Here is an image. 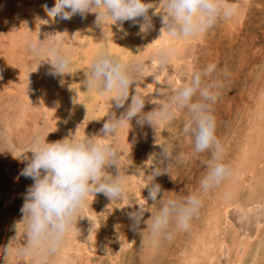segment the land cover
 <instances>
[{"label":"rangeland","instance_id":"obj_1","mask_svg":"<svg viewBox=\"0 0 264 264\" xmlns=\"http://www.w3.org/2000/svg\"><path fill=\"white\" fill-rule=\"evenodd\" d=\"M145 1L146 3H152L153 9L156 5L155 3H157V0H145ZM55 2L56 0H0V152L5 150L3 153H0V234H1L0 239H2L0 241V248H1L0 264H5V263L7 264V261L8 262L10 261L8 264H33V263L53 264L54 260L59 258V254L57 252L54 255L36 254L30 256V259H28V257L16 255L17 259L15 261L9 260L10 259L9 251L11 249V246H15V249H17L23 247L26 241L25 221H23V214L20 211V209L24 203V196L26 194V190L29 187V185L33 183V180L31 178H26L24 176L19 175L21 169L25 167V161L20 160V158L22 159V157H17L18 159L17 158L13 159L10 153L6 149L9 146L14 145L18 151L25 152L29 150L32 141L31 139H33L32 137L34 136L36 137L44 134L42 136L46 137V140L48 142H54L56 140L67 137V135L69 136V134H73L78 138H86L87 135L91 136L94 135L95 133L97 134L99 129L102 128V124H104V122L107 120V117L97 114L98 111H100L99 108L100 105L98 106V108L96 107L93 109L95 113L90 111L85 112V110L80 109L79 112L80 115H78V107H77L79 103L77 97L79 96V94L86 96L85 94L88 93L87 91L88 89L84 87V80H83L85 79V75H83L84 74L83 64L86 63L85 61L87 60L86 57L81 53H83L85 48L87 49L88 46L87 43L92 42L94 38H99L100 44L102 45H99L98 53L99 52L102 53L104 50H106L105 48L106 38L107 39L110 38L111 36L110 32L114 28L113 31L121 34L120 38L117 37L118 40L115 41L116 43H118V46L120 45L119 48L122 49L124 55L131 56V58L129 57L130 58L129 61H135L136 57L138 59L139 58L142 59L141 56H138L142 48V47L140 48L139 46L140 42L135 44L137 41H140L139 36H137L139 35L140 32L139 22L136 23L135 25L133 24L132 21H125L123 22L122 25H120L119 22H117V24L111 25L112 22L110 21L103 26L105 28L104 29L101 26H98L96 23H94L96 21V14L88 13V15L86 14L84 17H82L80 14H76V16L74 15L71 19L67 21V24L65 25L63 24L66 23L65 21L62 22V20L53 16V19L51 20L52 22L49 21L50 19H48L47 21H41L40 27L36 28L35 18L37 16L43 18V17H47L48 15L45 12L44 7L42 6L47 5L48 7H51V5ZM236 2H237L238 10L241 11L239 16H237L236 18V12H235V14L229 20L220 19L218 20V22L214 27L209 29L207 32L201 34V39L196 41V43L192 41L183 44L181 50L182 55L180 56L179 62L177 64L171 61L166 68L161 69L159 64L155 63L156 61L154 59L156 52L160 47H158V49H152L148 54H146V58L142 59L145 62L144 74L146 75V70L149 71L148 69H151L150 71H153L154 73L161 75L164 78V80L168 81V85L169 86L172 85L171 89L179 87L180 85L185 83L193 71L202 70L208 64L216 65V71L212 74V78H215L221 82V87L219 89V97L213 106V113L216 118V135L221 140L224 147V161L228 163L231 167H234V164L238 158L239 155L238 153H240L238 151L242 150V145H241L242 143L240 142L242 141V137H243L242 135L244 133L243 131L248 125V119H249V117L246 115L250 109H254V102H255L254 99L255 97L258 96L257 94H259L260 91H262V88H264V0H244V1L236 0ZM246 6L249 9L246 8ZM153 9H150L149 13H151L152 12L151 10ZM156 13L157 14L155 15V20L158 22V24H160L162 23L161 21L162 17L160 15L161 12H156ZM245 15L247 17H245ZM234 18L236 21L234 20ZM89 20L91 21V23L89 22ZM140 22H142V20H140ZM53 24L54 25L57 24V26L53 28L54 27ZM79 24L81 25V27L82 26L84 27L81 28ZM61 25H64L63 26L64 28ZM119 25L121 26V28L124 29V32L126 31L128 33L127 36L124 35V32L123 30H121V28H118L120 27ZM94 26L96 28L98 27L99 29L98 28L96 29ZM71 27L73 28V31L71 30L72 29ZM100 27L102 28V30ZM106 27L110 29L108 30V28ZM52 28L55 30H53ZM94 28L95 30H93ZM228 28L230 29V31L227 30ZM57 30L59 33L60 32L61 33L57 34L58 33L56 32ZM98 30L100 32L103 31L101 32L102 34L99 33ZM82 31L84 32V34L82 35L83 38L80 37ZM49 32L50 35H52L51 33L53 32L56 33V35L58 36L59 35L63 36V37L61 36L56 37L54 36L55 35L54 34L51 37H53L54 40L56 38L61 37V40L57 39L60 42L61 49L64 52L66 51L65 53H67L72 57L74 64L73 65L74 68L72 67V71L68 74H65L64 75L65 77L64 76L62 78L59 76L49 77V78H54L53 81L49 79L50 81H52V83L49 82L47 75L49 73L47 70L50 71V65L47 63V54L44 52H40V53L34 52L28 47L29 42L32 40L34 36L39 35L41 39H44L45 36L49 34ZM93 32L96 34V36L94 35ZM72 38L74 39L72 40ZM79 38H81L82 40H79ZM126 39H129L130 41L132 39L133 42L131 46L126 45L125 42ZM119 40L120 42H118ZM64 47H66V49ZM97 54L94 57H91L92 61L97 56ZM133 56L136 57L133 58ZM76 60L77 62L79 61L80 63H82V65L80 63L77 64L75 62ZM170 64H172L171 67ZM90 65L91 62L88 64L87 67L89 68ZM46 66H47V70H46ZM37 70H39L38 73ZM45 75L47 78L45 77ZM61 79L63 80L62 84L60 82ZM142 81L143 80L141 78V81L136 86H137V90L139 92H142V94L144 95V92L141 87ZM133 88H135V85L133 86ZM38 91L39 93H41L42 91L43 92L39 94ZM52 91L53 93H51ZM74 99L76 100V102ZM74 102H75V107L73 106ZM109 103H113V102L109 100ZM125 106H127V104H125ZM42 109L44 110L42 111ZM49 109H52V111ZM28 111H30L32 115ZM123 111L124 108L116 109L117 115H119ZM91 116H93V118H91ZM186 116H187L186 112L178 111L176 117L172 121L165 122L166 124H164L163 126L162 124H160V126L156 129V131L148 124H145L146 130L148 132V140L144 141L143 135L141 134L140 139L137 141L140 142L138 143L139 146L146 145L150 149H156L158 153L161 151L159 146L160 143L168 144L172 149L174 162L172 166L169 168L168 173H163L155 177L153 181L154 183H158L161 185L162 193L160 194V196H162L163 192H165V198L169 196L182 197L191 194L192 192L199 191V181L206 171L203 161L208 158L209 154L202 153L196 157H193L191 155L192 146H191L190 138L182 133V126L184 120L186 119ZM103 118L106 120L104 121ZM87 119L89 122L87 121ZM22 120L24 122H22ZM99 123L100 125H98ZM17 124L19 126L16 127L13 126ZM21 124H24L25 128H22L24 127V125L22 126ZM34 124L37 126L35 127ZM71 125L73 127H71ZM16 129L18 131H16ZM20 129L23 131L19 132ZM139 129L142 130L141 127ZM6 131H9L8 134H6L7 133ZM27 131L28 133H26ZM30 131H32L31 134L32 137H30L31 135L30 136L28 135L31 133ZM149 132L151 133V135L149 134ZM18 133L20 134L25 133L27 135L25 134L24 136L18 135ZM8 136L11 137L12 140ZM23 137L24 139H22ZM26 138L28 139L26 140ZM118 141L119 138L118 136H116L112 139L111 143L117 144ZM26 155L29 158H31L32 153L29 151L28 153H26ZM177 156H183L184 158L179 161H176L175 157ZM233 158L235 159V162ZM229 159L232 162H230ZM137 163L141 164L142 166ZM133 164H130L131 166L130 165L129 166L131 168L128 167L127 169L128 184L130 183L131 180L134 179L135 181L138 177V179L135 181L137 190L135 189L132 191L130 189H127L126 197L111 201L103 193H98L97 196L99 197V200L100 198H102L98 205L99 207L93 206V204H91L88 205L87 208L83 207L81 209L82 211L80 213V217L78 218V220L80 219L79 221H81L80 223L81 226L85 227L86 231L88 232L87 237L85 238L86 241L83 240L82 246L85 245V247L90 251H92V253L83 254L82 257L81 253L79 254L76 251L74 252L72 249L71 253L75 255H72L73 260L71 258L70 259L67 258L68 263L109 264L110 262V264H117V263L118 264H143V263L144 264H154V263L183 264L184 262L183 258L185 255L183 251L192 245L191 242L192 240L189 239L194 240L193 236H195L196 234L197 227L199 226L200 228L204 225L205 223L204 219L210 213L208 212V210L210 211V208L213 206L214 203L213 201H215L218 198L219 194L222 192L221 190L224 188L222 186L223 182L217 188L210 190L207 194L203 196L202 207L200 208L199 213L196 216H194L193 219L191 220L190 222L191 227H189L190 230L189 228L187 231L174 229L170 235V238L164 239L163 241L164 244L162 242L163 244L162 250L161 252L156 254V257L158 256L159 257L155 258L154 256L153 261L151 260L152 262L150 261L148 262V260H146V257L144 256L145 254H143L144 252H140V250L142 249L143 251L144 250L143 247H145V238L147 237L146 236L147 229L145 228L146 225L141 223V225L137 230H133L131 227L133 222L128 218L127 212L135 210V208L138 207L137 204L143 205L145 209L149 212L152 211L155 207H157L156 205H153L154 203L153 201L148 199L149 190L147 187H145V185H147L150 182L148 174L151 173L152 169L149 168L151 165L148 166L147 164L141 161L135 162L136 165ZM152 164H154V161ZM111 170L113 171V173L115 172L114 167L111 168ZM142 172L144 174H142ZM228 179L229 178H227L224 181V184L227 182ZM142 180L143 182L147 181V184L143 183ZM139 182L140 183L142 182L141 185ZM134 192L136 193L134 194ZM243 192L244 193L241 194L242 196L241 199L246 198L248 195L246 190H244ZM211 197L214 199H212ZM158 198L160 197L158 196ZM256 204H255L256 206L255 205L252 206L251 208L252 210L248 209L249 215L251 214V212H253L251 216L247 214L248 211L244 212L236 208H233L231 210V213L229 214L230 215L229 218H231L234 227L235 228L238 227L237 229L239 231L237 229L236 230L242 238L245 236H250L255 240V236L257 235V232L260 229L258 227L264 228V209L263 208H261V210L259 209L260 208L259 205H261V207H263L264 205L263 203L261 204V202H258ZM119 208H121L122 210ZM97 209H99L100 211ZM92 210L95 211L93 212ZM147 211H145V215H144V220H146V222L147 219L150 217V213ZM8 213H10L12 217H15V220L6 217V214ZM91 213H95L96 218L98 217L97 219L99 221L97 219H96L97 221H95L92 218ZM257 216H259V218ZM115 217L119 218L126 227L122 226L123 229L121 226L116 227V223L113 222ZM90 218H92L93 221ZM6 220L8 221V224ZM9 220L14 222L10 226H9L10 224ZM197 220H199L200 222H198ZM3 221H5V224ZM96 222H100V223H96ZM258 223L260 224L259 226H257ZM98 224L101 225L100 226L101 228L99 227ZM3 225L5 228L3 227ZM192 226H196V227L192 228ZM8 227H11V229ZM191 228L193 231L191 230ZM115 229L117 230V232ZM119 229L120 231H118ZM6 230L7 232H5ZM126 231L130 235L132 233L133 238L130 240L131 241L130 244L129 243L125 244L126 243L125 235L127 234ZM189 231L192 232L191 235H190L191 232ZM245 231L246 233H244ZM188 232L189 234L187 235ZM247 232L249 233L251 232L250 233L251 235L248 234ZM121 233L122 235L119 236ZM242 233H244V236H242ZM117 235L121 238H119ZM3 236L5 237V239ZM96 236H99V239H96L97 241L93 239ZM123 236L124 238H122ZM91 244H94L95 247L97 248L93 250L91 248ZM64 245H70L68 237H66ZM6 249L9 250L8 254L5 253ZM97 250H99V252ZM223 250L224 251H222L221 253L222 259H220V262L221 264H230L231 259L228 258L229 257L228 249L224 248ZM88 256H91L92 258ZM140 256L142 257L140 258ZM248 258L247 261L250 260V256ZM42 259H44V261Z\"/></svg>","mask_w":264,"mask_h":264},{"label":"clouds","instance_id":"obj_2","mask_svg":"<svg viewBox=\"0 0 264 264\" xmlns=\"http://www.w3.org/2000/svg\"><path fill=\"white\" fill-rule=\"evenodd\" d=\"M157 2L163 9L160 13L163 25L161 35L167 31L174 41L195 38L214 27L218 20L230 19L237 11L233 0ZM43 7L48 15L35 18L36 28L40 27L41 21H47L52 16L69 20L76 14L84 17L88 13H95V23L102 28L110 21L114 22L111 25L117 22L122 25L125 21H132L135 25L142 20L139 30L146 33L153 28L152 16L156 14V11L149 14L153 6L145 0H56L51 7ZM124 35L128 33L125 31ZM28 47L34 52L47 54L49 75L62 78L72 71V57L62 51L60 42L50 34L44 39L39 35L34 36ZM175 53V44L170 41L157 50L154 59L164 69ZM144 71L145 62L142 59L129 61L113 53L111 48L104 50L84 71V87L109 98L113 102L112 107L124 108V111L119 115L116 111L108 113L100 132L87 135L86 138L70 134L48 142L46 137L36 136L25 152L18 151L15 146L6 149L13 159L22 157L25 161V167L19 175L33 180L20 209L25 221L26 241L23 247L15 249V255L30 257L56 254L76 227L81 209L89 197L98 193H103L110 201L126 197L128 165L121 158L120 147L106 141L117 136L122 128L131 125L133 118L141 127L148 124L156 131L161 123L172 121L178 111H184L187 116L182 133L190 138L191 155L209 154L203 161L206 171L199 181V191L167 198L165 192L160 196L161 185L153 181L155 177L168 173L174 162L172 149L168 144H159L161 151L150 155L149 159L154 158V164L148 174L150 182L145 187L149 190L148 199L157 207L149 212L143 205H138L135 210L127 212L133 222V230H137L141 223L146 225L149 244L155 245L160 239L170 238L174 229L187 230L202 207L203 196L233 175L231 166L224 161L223 144L216 135L213 106L221 87V82L212 78L216 65L208 64L202 70L193 71L185 83L164 94L163 102L156 103L148 101L147 96L137 90V86L133 88L140 82ZM154 77L157 78L156 75ZM60 82L62 84L63 80ZM147 102L156 107L144 112ZM29 151L32 153L31 158L26 155ZM183 158L177 156L175 160ZM113 167L114 174L108 171ZM145 211L150 213L147 222L144 220Z\"/></svg>","mask_w":264,"mask_h":264},{"label":"bare ground","instance_id":"obj_3","mask_svg":"<svg viewBox=\"0 0 264 264\" xmlns=\"http://www.w3.org/2000/svg\"><path fill=\"white\" fill-rule=\"evenodd\" d=\"M244 1V0H243ZM49 2V1H48ZM146 2V1H145ZM234 2V5L237 9L236 11V18L237 16H239L240 14V10H238V6H237V2L236 0H233ZM155 7L153 10H151L152 12L149 13L150 15H152L153 12H161L163 11L162 7L160 6V4L157 2L155 3ZM242 5V4H241ZM250 5V4H249ZM244 6V5H243ZM43 7V6H42ZM246 8H248L246 6ZM249 9V8H248ZM93 14V13H92ZM91 14V15H92ZM157 14V13H156ZM155 14V15H156ZM88 15V14H87ZM90 15V16H91ZM155 15L152 16V23H153V28L150 29L148 32L146 33H141L139 32V40L140 41H137L135 44H137L138 42L139 43V46L141 48L140 50V54L138 56H141V58H146V54H148L152 49H158V47H161L167 43H169L170 41H172L174 44H175V47H176V53L172 59V62L173 63H178L179 62V58L180 56L182 55V47H183V44L185 43H188V42H195L200 40L201 39V35L195 37V38H189V39H184V40H179V41H174L172 37H170L167 33V31H164L163 34L161 35V31L160 29L162 28V23L158 24V22L155 20ZM76 16V15H75ZM17 17V16H16ZM80 17V16H79ZM94 17V16H92ZM235 17V16H234ZM245 17H247L245 15ZM86 18V17H85ZM53 19V16L51 17V19L49 21H51ZM80 19V18H79ZM160 19V18H159ZM162 19V18H161ZM233 19V18H232ZM56 20V19H55ZM54 20V21H55ZM75 20V19H74ZM88 20V19H87ZM95 20V19H94ZM229 20V19H228ZM235 20V18H234ZM66 22V23H63L64 25L67 24V21L68 20H62V22ZM79 21V20H78ZM162 21V20H161ZM233 21V20H231ZM236 21V20H235ZM234 21V22H235ZM52 22V21H51ZM60 22V21H59ZM89 22L91 23V21L89 20ZM140 22V21H139ZM243 22V21H242ZM56 23V22H55ZM76 23V22H75ZM79 23V22H78ZM95 23V22H94ZM113 23V22H112ZM228 23V22H227ZM73 24V23H72ZM81 24V23H80ZM79 24V25H80ZM229 24V23H228ZM64 25H61L62 27ZM69 25V24H68ZM53 28H55V26H57V24H53ZM89 26V24H88ZM96 26V25H95ZM94 26V27H95ZM120 26V25H119ZM240 26V25H238ZM81 27V25H80ZM84 27V26H82ZM81 27V28H82ZM91 27V26H90ZM228 27V26H227ZM52 28V29H53ZM64 28V27H63ZM68 28V27H67ZM72 28V27H71ZM92 28V27H91ZM96 28V27H95ZM95 28L93 30H95ZM98 28V27H97ZM96 28V29H97ZM101 28V27H100ZM104 28V27H103ZM108 28V27H106ZM113 28V27H112ZM118 28H121L118 27ZM132 28V27H131ZM240 28V27H239ZM238 28V29H239ZM61 29V28H60ZM59 29V30H60ZM66 29V28H65ZM70 29V27H69ZM78 29V28H76ZM75 29V30H76ZM87 29V28H86ZM99 29V28H98ZM105 29V28H104ZM110 28H108L109 30ZM114 29V28H113ZM112 31L110 32V38L107 39L106 38V42H105V39H104V42H105V48L108 49V48H111L112 52L115 53L116 55L120 56V57H123V58H126V59H130L131 56H126L123 54L122 52V49L119 48L118 46V43H116L115 40H118V38H120L121 34H119L118 32H115V31ZM123 29V28H122ZM138 29V27H137ZM55 30V29H53ZM73 31V28L71 29ZM81 30V29H80ZM79 30V32H80ZM102 30V28H101ZM133 30V29H132ZM228 31H230V29L228 28L227 29ZM232 30V29H231ZM62 31V30H61ZM65 31V30H64ZM92 31V30H91ZM99 31V30H98ZM139 31V30H138ZM233 31V30H232ZM58 32V30L56 31ZM68 32V31H67ZM103 32V31H101ZM99 31V33H101ZM123 32H124V29H123ZM133 32V31H132ZM61 33V32H60ZM59 32L57 34H60ZM77 33V32H76ZM94 33V32H93ZM96 33V31H95ZM94 33V35L96 36V34ZM50 34V32H49ZM52 35L54 36H58L56 35V33H51ZM84 34V32L82 31L81 34H80V37H82V35ZM102 34V33H101ZM134 34V33H133ZM230 34V32H229ZM228 34V35H229ZM51 35V36H52ZM75 35V33H74ZM86 35V34H85ZM93 35V34H91ZM130 35V34H129ZM132 35V34H131ZM161 35V36H160ZM227 35V34H226ZM234 35V34H233ZM23 36V35H22ZM61 36V35H59ZM58 36V37H59ZM47 37V36H45ZM63 37V36H61ZM61 37L60 38H56L55 40L57 39H60L61 40ZM118 37V38H117ZM234 37V36H233ZM53 38V37H52ZM69 38V37H68ZM83 38V37H82ZM93 38V37H92ZM134 38V37H133ZM132 38V39H133ZM137 38V37H136ZM54 39V38H53ZM74 38H72L73 40ZM76 39V38H75ZM102 39V38H101ZM132 39L131 41L129 39H126V45L128 46H131L132 44ZM234 39V38H233ZM232 39V40H233ZM63 40V38H62ZM79 40H82L81 38H79ZM121 40V39H120ZM120 40L118 42H120ZM102 41V40H101ZM78 42V41H77ZM75 43V42H74ZM80 43V42H79ZM63 44V43H61ZM71 44V43H70ZM73 44V43H72ZM121 44V43H120ZM65 45V44H64ZM87 49L85 48L83 54L85 57H86V60L85 61L86 63L83 64V71L87 70L88 69V64L90 62H92V59L91 57H94L98 51H99V45H102L100 44V40L99 38H94V40L92 42H89L87 43ZM125 45V46H126ZM66 46V45H65ZM71 46V45H69ZM85 47V46H84ZM103 47H104V44H103ZM66 49V47H64ZM129 48V47H128ZM64 50V49H63ZM126 51V50H125ZM134 51V50H133ZM66 52V51H65ZM256 52V51H255ZM72 54V53H71ZM100 54V52L98 53ZM97 54V55H98ZM129 54V53H128ZM131 54V53H130ZM134 55V54H132ZM236 55V54H235ZM5 56V55H4ZM80 56V55H79ZM130 57V58H129ZM136 57V56H133V58ZM80 58V57H79ZM76 59V58H75ZM82 59H83V56H82ZM138 58L136 57L135 60H137ZM140 59V58H139ZM85 60V59H84ZM77 64L80 63L79 61L77 62V60L75 61ZM155 62V61H154ZM156 63V62H155ZM21 64V63H20ZM82 65V63H80ZM243 64V63H242ZM74 65V64H73ZM80 65V66H81ZM172 64H170V67H171ZM79 66V65H78ZM150 66V65H148ZM153 67V65H152ZM151 67V68H152ZM74 68V67H73ZM80 68V67H79ZM155 69V68H154ZM45 70V68H44ZM46 70H47V66H46ZM149 71L146 70V75L143 74V77H142V90L144 92V95L147 96V100L148 101H151L153 100L154 103L156 102H163L162 101V98H163V95L168 93L170 90H171V86L170 85V90H169V87H167L168 85V81L164 80V78L161 76V75H157L156 73H154L153 71H150L151 69H148ZM153 70V69H152ZM39 70H37V73H38ZM49 72V70H47ZM46 71V72H47ZM261 71V70H260ZM45 72V73H46ZM83 74V73H82ZM164 74V73H163ZM48 75V80H52L54 78H49L51 77V75L47 74ZM84 75V74H83ZM154 75L157 76V78L155 79ZM183 75V74H182ZM46 77V75H45ZM53 77V76H52ZM65 77V76H64ZM82 77V76H81ZM47 78V77H46ZM83 78V77H82ZM176 79V77H175ZM45 80V79H44ZM52 83V81H50ZM58 80V79H56ZM84 80V79H83ZM47 81V80H46ZM141 81V80H140ZM170 81V80H169ZM179 81V80H178ZM48 82V81H47ZM65 82V81H64ZM250 82V81H249ZM260 82V81H259ZM75 83V82H74ZM50 84V83H49ZM48 84V85H49ZM77 84V83H76ZM139 84V83H138ZM167 84V85H166ZM178 84V83H176ZM262 84V83H261ZM180 85V84H179ZM46 86V85H45ZM74 86V85H73ZM78 86V85H77ZM176 86V85H175ZM136 87V85H135ZM39 88V87H38ZM51 88V87H50ZM37 89V88H36ZM49 89V88H48ZM83 89V87H82ZM50 91V90H49ZM88 93L85 94L86 96H83V95H80L77 97L78 99V115L79 112H80V109H83L86 111H90V112H94V108H98V106L100 105V111H98L97 114L99 115H102V116H105L108 118V113H111L112 111H116V108L113 106H111V103H109V98L107 97H104L102 95H100L97 91L95 90H87ZM260 91V90H259ZM25 92V91H24ZM43 92V91H42ZM41 92V93H42ZM47 92V91H46ZM60 92V91H59ZM39 93V91H38ZM39 93V94H41ZM53 93V91L51 92ZM142 93V92H140ZM259 93V92H258ZM252 94V93H251ZM254 95V94H253ZM258 96L255 97L254 99V109H250L247 113L246 116L249 117L248 119V125L246 126V128L244 129V133H243V137H242V141L240 143H242V150L241 151H238L240 153H238V158L235 162V159L233 158L235 164H234V167H231L232 170H233V175L231 177H229V179L227 180V182L224 184H222V187L223 189L221 190L222 192L219 194L218 198L213 201V206L210 208V211L208 210V212H210L208 214L207 217H205V223L202 227L199 228V226L197 227L196 229V234L195 236H193L194 240L193 239H189V240H192V245L185 249L183 251V253L185 254L184 255V262L183 264H221L220 262V259H222L221 257V253L222 251H224L223 249L227 248L228 249V254H229V257L231 259V263L230 264H264V228H261V227H258L260 228L257 232V235L255 236V240L254 238L250 237V236H245V237H241L239 235V233L237 232V228L234 227L232 221H231V218H229V214L231 213V210L233 208H236L238 210H241V211H248V209L252 210V206L255 205L256 203L258 202H261V204L263 203L264 205V88H262V91H260L259 94H257ZM22 96V95H21ZM25 97V96H24ZM61 97V96H60ZM27 98V97H26ZM76 99V98H75ZM74 99V100H75ZM76 99V100H77ZM75 100V102H76ZM45 101V100H44ZM69 102V101H68ZM75 102H74V107H75ZM246 102V101H245ZM240 103V102H239ZM46 104V103H45ZM30 105V104H29ZM47 106V105H46ZM49 107V106H48ZM112 107V108H111ZM127 106H125L126 108ZM156 107L155 104L151 103V102H147L145 104V107L143 109L144 112H148V111H151L153 110L154 108ZM44 109H42L43 111ZM52 111V109H49ZM121 111V110H120ZM30 113V111H28ZM64 112V111H63ZM118 112V111H117ZM21 113V112H20ZM75 113V112H74ZM95 113V112H94ZM31 114V113H30ZM29 114V115H30ZM32 115V114H31ZM187 115V114H186ZM22 116V115H21ZM82 116V115H81ZM95 116V115H94ZM251 116V117H250ZM20 117V116H19ZM74 117V116H72ZM76 117V116H75ZM32 118V116H31ZM91 118H93V116H91ZM100 118V117H99ZM38 119V118H37ZM45 119V118H44ZM72 119V118H71ZM104 119V118H103ZM33 120V119H32ZM80 120V119H79ZM78 120V121H79ZM94 120V119H93ZM97 120V119H96ZM106 119H104L105 121ZM7 121V120H6ZM45 121V120H44ZM43 121V122H44ZM61 121V120H60ZM77 121V119H76ZM88 121V119H87ZM98 121V120H97ZM96 121V122H97ZM16 122V121H15ZM22 122H24L22 120ZM89 122V121H88ZM13 123V122H12ZM16 124V123H14ZM97 124V123H96ZM162 126L164 124H166L165 122L161 123ZM9 125H10V122H9ZM22 126L24 124H21ZM32 125V124H31ZM35 125V124H34ZM40 125V124H39ZM57 125V124H55ZM83 125V124H82ZM100 125V123L98 124ZM13 126H19L18 124L17 125H13ZM12 126V127H13ZM29 126V125H28ZM37 125H35L36 127ZM85 126V125H84ZM103 126V124H102ZM15 127H14V130H15ZM50 127V126H49ZM71 127H73L71 125ZM83 127V126H82ZM141 126L138 125L136 123V118H133L132 121H131V125H127L126 127L122 128L119 133H118V138H119V141L117 142V145L120 147L121 149V158L123 160V162L128 165V167H130L131 165L130 164H135V162H138V161H141L145 164H147L148 166H150L149 168L152 169V163L154 161V158H150V155L153 154V153H156L157 150L156 149H150L148 146L146 145H141L139 146L138 143L140 142H137L139 139H140V135L142 134L143 135V140L144 141H147L148 140V132L146 130V125L144 124L141 128L142 130H140ZM11 128V127H10ZM22 128H25V125L24 127ZM38 128V127H37ZM5 129V128H4ZM12 129V128H11ZM10 129V130H11ZM19 129V128H18ZM62 129V128H61ZM64 129V128H63ZM73 129V128H72ZM83 129V128H82ZM130 129V130H129ZM25 130V129H24ZM30 130V129H28ZM48 130V129H47ZM55 130V129H54ZM81 130V129H80ZM79 130V131H80ZM84 130V129H83ZM16 131H18L16 129ZM23 130H19V132H21ZM128 131H129V134H128ZM152 131V130H151ZM8 134L9 131H6ZM13 132V131H12ZM11 132V133H12ZM31 132V133H30ZM28 134L29 136L32 134V131H30ZM39 132V130H38ZM85 132V131H83ZM87 132V131H86ZM97 132V131H96ZM100 132V129L98 131V133ZM4 133V132H2ZM28 133V131L26 132ZM35 133V132H34ZM42 133V132H40ZM66 133V132H65ZM64 133V134H65ZM80 133V132H79ZM89 133V131H88ZM97 133V134H98ZM15 134V133H14ZM25 133L23 134H20L18 133V135H23L24 136ZM69 134V133H68ZM94 134V133H93ZM96 134V133H95ZM149 134L151 135V133L149 132ZM160 134V133H159ZM5 135V134H4ZM27 135V134H25ZM35 135V134H33ZM44 135V134H42ZM41 135V136H42ZM49 135V134H48ZM70 135V134H69ZM77 135V133H76ZM83 135V133H82ZM14 136V135H13ZM17 136V135H16ZM28 136V137H29ZM68 136V135H67ZM3 137V136H2ZM9 137V136H8ZM21 137V136H20ZM32 137V135L30 136ZM29 137V138H30ZM35 137V136H34ZM32 137V138H34ZM48 137V136H47ZM52 137V136H51ZM116 137V136H115ZM142 137V136H141ZM238 137V136H237ZM5 138V137H4ZM11 139V137H9ZM65 138V137H64ZM114 137H110L108 138V140L106 142H110L112 141ZM24 139V137L22 138ZM28 138H26L27 140ZM54 139V138H52ZM230 139V138H229ZM239 139V138H238ZM12 140V139H11ZM20 140V138H19ZM32 140V139H31ZM56 140V139H54ZM142 140V139H141ZM140 140V141H141ZM13 142V141H12ZM11 143V142H10ZM239 143V142H238ZM143 144V143H141ZM147 144V142H146ZM159 144V143H158ZM161 144V143H160ZM22 145V144H21ZM155 145V144H154ZM230 145V144H229ZM240 145V146H241ZM14 146V145H13ZM25 148V147H24ZM232 148V147H231ZM229 148V149H231ZM238 148V147H237ZM23 149V148H22ZM161 150V149H160ZM228 150V149H227ZM158 153V152H157ZM228 153V152H227ZM233 153V151H232ZM235 154V153H234ZM31 156V155H30ZM227 156V155H226ZM233 156V155H231ZM236 156V155H235ZM230 157V156H229ZM18 159V158H17ZM23 159V158H22ZM20 158L21 161H24ZM230 162H232L230 159H229ZM133 164V165H134ZM139 164V163H137ZM130 165V166H129ZM132 165V166H133ZM136 165V164H135ZM141 165V164H139ZM232 165V164H231ZM138 166V165H137ZM136 166V167H137ZM142 166V165H141ZM139 167V166H138ZM131 168V167H130ZM135 168V166H134ZM147 168V167H146ZM148 168V169H149ZM149 169V170H150ZM114 170V169H113ZM187 170V169H186ZM108 171L110 173H113V171L111 170V168L108 169ZM114 174V173H113ZM142 174H144L142 172ZM130 175V174H129ZM135 175V174H134ZM133 175V176H134ZM128 176V175H127ZM132 176V175H131ZM130 177V176H129ZM134 178V177H133ZM138 179V177H137ZM136 179V180H137ZM140 179V178H139ZM130 180V179H129ZM135 180V181H136ZM26 181V180H25ZM135 181L134 179L130 181V183L128 184L127 183V189H130V190H137L136 188V184H135ZM143 182V180H142ZM141 182V183H142ZM149 182V181H148ZM9 183V182H8ZM32 183V182H31ZM140 183V182H139ZM140 183V185H141ZM143 183L147 184V181H144ZM27 185V184H26ZM30 186V185H29ZM146 186V185H145ZM9 188V187H8ZM246 190L248 195L246 198H242L241 199V194L244 193L243 191ZM11 191V190H10ZM131 191V192H132ZM9 192V191H8ZM7 192V193H8ZM10 193V192H9ZM129 193V192H128ZM136 192H134L135 194ZM138 193V192H137ZM246 193V192H245ZM11 194V193H10ZM9 194V195H10ZM246 195V194H245ZM101 197V196H100ZM139 198V197H138ZM212 198V197H211ZM8 199V198H7ZM102 198H100L101 200ZM214 199V198H212ZM100 200H99V197L97 196V194L93 197H89L88 199V202L83 206L84 208H87L88 205H91L93 204V206H98L99 203H100ZM5 201V200H4ZM12 201V200H11ZM6 202V201H5ZM15 202V201H14ZM210 202V201H209ZM21 203V202H20ZM139 204H137L138 206ZM207 205V204H206ZM212 205V204H211ZM257 205V204H256ZM255 205V206H256ZM10 206V204H9ZM92 206V207H93ZM111 206V205H110ZM113 206V205H112ZM99 207V206H98ZM260 207V208H259ZM259 209L261 210V208L264 209V206L261 207V205H259ZM254 208V207H253ZM7 209V208H6ZM95 209V208H94ZM116 209V208H115ZM132 209V208H131ZM256 209V208H255ZM5 210V208H4ZM86 210V209H84ZM99 210V209H97ZM111 210V209H110ZM206 210V209H205ZM237 210V211H238ZM14 211V210H13ZM82 211V210H81ZM93 211V210H92ZM95 211V210H94ZM93 211V212H94ZM100 211V210H99ZM256 211V210H255ZM111 212V211H110ZM117 212V211H116ZM203 212V211H202ZM207 212V211H206ZM199 213V212H198ZM109 214V212H108ZM112 214V213H110ZM239 214V213H238ZM249 215V211L247 213ZM251 214H253V212H251ZM251 214L249 216H251ZM261 214V213H260ZM5 215V214H4ZM18 215V213H17ZM21 215V214H19ZM119 215V214H117ZM246 215V214H245ZM14 216V215H13ZM91 216L92 218L97 221L98 217L96 218V215L95 213H91ZM109 216V215H108ZM248 216V217H249ZM263 216V215H261ZM6 217H8L9 219H14L15 220V217H12V215L10 213L6 214ZM20 217V216H18ZM119 217V216H118ZM125 217V216H124ZM244 217V216H243ZM259 218V216H257ZM90 218V219H92ZM99 218H100V215H99ZM250 218V217H249ZM262 218V217H261ZM18 219V218H17ZM16 219V220H17ZM92 219V221H93ZM97 219V220H96ZM110 219V218H109ZM203 219V218H202ZM2 220V219H1ZM20 220V219H19ZM80 220V219H79ZM77 221V224H76V227L73 228V230L69 233V235L67 236L69 238V242H70V245H62L60 251L58 252L59 254V258L54 260V263L53 264H70L68 263L67 261V258L68 259H72V255H75V254H72L71 253V250L73 249V251L77 252V253H81L82 254V257H83V254H91L92 251H90L89 249H87L85 247V245L82 246V242L83 240H85V238L87 237V231L85 229V227L81 226V221ZM7 221V220H6ZM99 221V220H98ZM111 221V220H110ZM128 221V220H127ZM198 222H200L199 220H197ZM235 221V220H234ZM4 224H5V221H3ZM23 222V221H22ZM114 223H116V227L118 226H123V227H126L124 226L123 222L119 219V218H114L113 220ZM236 222V221H235ZM9 226L11 224H13L14 222L13 221H10L9 220ZM96 223H100V222H96ZM113 223V224H114ZM7 224H8V221H7ZM199 224V223H198ZM201 224V223H200ZM203 224V223H202ZM235 224V223H234ZM245 224V223H244ZM99 225V224H98ZM108 225V224H107ZM260 224L258 223L257 226H259ZM262 225V224H261ZM16 226V225H15ZM89 226V225H88ZM101 225H99L100 227ZM103 226V225H102ZM115 226V225H114ZM4 227V225H3ZM122 227V229H123ZM191 227V226H189ZM193 227H196V226H192ZM5 228V227H4ZM11 229V227H8ZM18 228V226H17ZM92 228V226H91ZM94 228V226H93ZM97 228V227H96ZM95 228V229H96ZM101 228V227H100ZM104 228V227H102ZM107 228V227H106ZM191 228V230H192ZM15 229V228H14ZM90 229V228H89ZM94 229V230H95ZM237 229V230H236ZM8 230V229H7ZM7 230L5 232H7ZM21 230V229H20ZM93 230V231H94ZM114 230V229H113ZM116 230V229H115ZM126 230V229H125ZM188 230V229H187ZM186 230V231H187ZM190 230V228H189ZM195 230V228H194ZM2 231V229H1ZM10 231V230H9ZM22 231V230H21ZM92 231V230H91ZM120 231V229L118 230ZM130 231V230H129ZM193 231V230H192ZM239 231V230H238ZM249 231V230H248ZM4 232V233H5ZM107 232V231H106ZM117 232V230H116ZM191 232V231H189ZM189 232L187 233V235L189 234ZM195 232V231H194ZM193 232V234H194ZM19 233V232H18ZM91 233V232H90ZM89 233V235H90ZM108 233V232H107ZM120 233V232H119ZM126 243L125 244H130V240L133 238L132 237V233L131 235L126 231ZM246 233V231L244 232ZM244 233H242V236H244ZM248 234H250L249 232H247ZM93 234V233H92ZM124 234V233H123ZM184 234V233H182ZM192 234V232L190 233V235ZM1 235V234H0ZM18 235H21V234H18ZM107 235V234H105ZM122 233L119 235L121 236ZM146 235V234H145ZM186 235V236H187ZM247 235V234H245ZM251 235V234H250ZM6 236V235H5ZM10 236V235H9ZM118 236V235H117ZM118 236V237H119ZM147 236V235H146ZM182 236V235H181ZM4 237V236H3ZM11 237V236H10ZM18 237V236H17ZM16 237V239H17ZM107 237V236H106ZM185 237V236H184ZM188 237V236H187ZM229 237V238H228ZM1 238V237H0ZM15 238V237H14ZM90 238V237H89ZM121 238V237H119ZM124 238V236L122 237ZM180 238V237H179ZM192 238V237H191ZM5 239V237H4ZM93 239H95V241H97L96 239H99V236H96L94 237ZM118 239V238H117ZM173 239V238H172ZM186 239V238H185ZM229 239V240H228ZM2 239H0L1 241ZM13 240V239H11ZM15 240V239H14ZM136 240V239H135ZM135 240H132V241H135ZM174 240V239H173ZM172 240V241H173ZM9 241V240H8ZM86 241V240H85ZM84 241V242H85ZM116 241V239H115ZM118 241V240H117ZM164 239H160L155 245H151L148 243L147 241V237L145 238V247L144 250L142 251V249L140 250V252H144L143 254H145L144 256L146 257V260H148V262H152L153 261V258L155 256V258H158L156 257V254L161 252L162 250V245L164 244ZM186 241V240H184ZM93 242V241H92ZM103 242V241H102ZM124 242V241H123ZM143 242V241H142ZM141 242V243H142ZM163 242V244H162ZM189 242V241H188ZM187 242V243H188ZM190 242V244H191ZM194 242V243H193ZM99 243V242H98ZM97 243V244H98ZM120 243V242H119ZM122 244V243H121ZM168 244V243H167ZM166 244V245H167ZM179 244V243H178ZM90 245V244H89ZM120 245V244H119ZM133 245V244H132ZM174 245V244H173ZM177 245V244H176ZM183 245V244H182ZM189 245V244H188ZM73 246V247H72ZM88 246V245H87ZM97 246V245H96ZM168 246V245H167ZM89 247V246H88ZM120 247V246H119ZM140 247V245H139ZM138 247V248H139ZM181 247V245H180ZM184 247V246H183ZM91 248L94 250L95 248V245L94 244H91ZM100 248V246H99ZM164 248V247H163ZM172 248V247H171ZM1 249V248H0ZM128 249V248H127ZM134 249V248H133ZM168 250V249H167ZM173 250V249H172ZM171 250V251H172ZM3 251V250H2ZM9 251V250H8ZM96 251V250H95ZM99 252V250H97ZM121 251V249H120ZM134 251V250H133ZM132 251V252H133ZM15 252V246H11V249L9 251V260L11 261H15L17 259L16 255L14 254ZM136 252V251H135ZM173 252V251H172ZM180 252V251H179ZM226 252V251H225ZM6 253V251H5ZM76 253V255H77ZM99 254V253H98ZM102 254V253H101ZM122 254V253H121ZM120 254V256H121ZM142 254V253H141ZM142 254V255H143ZM227 254V253H226ZM170 255V254H169ZM183 255V254H182ZM8 256V255H7ZM143 256V257H144ZM181 256V255H180ZM225 256V255H224ZM227 256V255H226ZM250 256V260L247 261V258ZM4 257V256H3ZM74 257V256H73ZM88 257H91V256H88ZM111 257V256H110ZM142 256H140L141 258ZM144 257V258H145ZM152 257V259H151ZM164 257V256H163ZM171 257H172V254H171ZM175 257V256H174ZM182 257V256H181ZM5 258V257H4ZM7 258V257H6ZM32 258V257H31ZM92 258V257H91ZM90 258V259H91ZM113 258V257H112ZM143 258V259H144ZM25 259V258H24ZM28 259H30V257H28ZM180 259V258H179ZM224 259V258H223ZM249 259V258H248ZM44 261V259H42ZM141 260V259H140ZM152 260V261H151ZM160 260V259H159ZM18 261V260H17ZM27 261V260H26ZM112 261V260H111ZM144 261V260H143ZM10 262V261H9ZM7 261V264L9 263ZM33 262V261H32ZM31 262V263H32ZM90 262V261H89ZM116 262V261H115ZM114 262V263H115ZM120 262V261H119ZM156 262V261H155ZM158 262V261H157ZM160 262V261H159ZM5 263V262H4ZM76 263H79V262H76ZM85 263V262H84ZM146 263V262H145ZM154 263V262H153ZM223 263V262H222ZM6 264V263H5ZM34 264V263H33ZM86 264V263H85ZM90 264V263H89ZM110 264V262H109ZM118 264V263H117ZM144 264V263H143ZM155 264V263H154ZM161 264V263H160ZM177 264V263H176Z\"/></svg>","mask_w":264,"mask_h":264}]
</instances>
